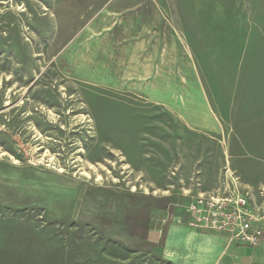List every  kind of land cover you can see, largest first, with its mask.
Returning <instances> with one entry per match:
<instances>
[{"label":"rangeland","instance_id":"1","mask_svg":"<svg viewBox=\"0 0 264 264\" xmlns=\"http://www.w3.org/2000/svg\"><path fill=\"white\" fill-rule=\"evenodd\" d=\"M158 27L189 48L219 132L183 96L110 85L109 43ZM241 188H264V0H0V264H173L150 219Z\"/></svg>","mask_w":264,"mask_h":264},{"label":"crops","instance_id":"2","mask_svg":"<svg viewBox=\"0 0 264 264\" xmlns=\"http://www.w3.org/2000/svg\"><path fill=\"white\" fill-rule=\"evenodd\" d=\"M162 29L158 27V32L148 31L145 35L109 43L116 73L110 76V85L123 92L142 94L174 111L181 109L178 105L183 96L193 110L188 118L202 119L207 128L219 132L221 120L208 111L202 96L198 99L197 72L189 48L178 34ZM184 212L185 216L181 217L165 210L148 224L147 241L159 244L162 240L163 258L171 263L223 264L229 247L241 244L230 242L226 232L190 227V215Z\"/></svg>","mask_w":264,"mask_h":264},{"label":"built area","instance_id":"3","mask_svg":"<svg viewBox=\"0 0 264 264\" xmlns=\"http://www.w3.org/2000/svg\"><path fill=\"white\" fill-rule=\"evenodd\" d=\"M189 226L226 232L230 242L259 247L264 241V188L197 194L188 203Z\"/></svg>","mask_w":264,"mask_h":264}]
</instances>
